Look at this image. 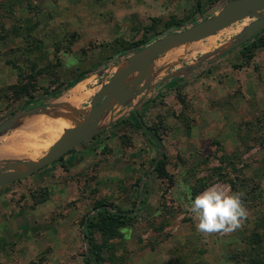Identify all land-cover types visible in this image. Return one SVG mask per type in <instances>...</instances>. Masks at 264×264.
Instances as JSON below:
<instances>
[{
	"label": "rangeland",
	"instance_id": "rangeland-1",
	"mask_svg": "<svg viewBox=\"0 0 264 264\" xmlns=\"http://www.w3.org/2000/svg\"><path fill=\"white\" fill-rule=\"evenodd\" d=\"M227 1L0 0V122L87 70L59 98L22 114L55 109L48 136L67 112L74 124L135 48L213 15ZM253 20L182 44L176 55V47L160 54L148 83L123 80L124 95L143 88L110 104L87 139L0 186V264H264V44L258 41L264 32L239 41ZM200 57L193 69L181 70ZM19 83L38 99H16L12 86ZM64 104L69 108L57 111ZM130 109L157 135L162 171L154 164L156 146ZM30 132L8 130L0 146ZM50 145L34 155L36 146L1 152L0 170L23 167ZM217 183L242 191L250 215L232 233L204 237L185 205ZM115 211L129 214L106 215Z\"/></svg>",
	"mask_w": 264,
	"mask_h": 264
},
{
	"label": "water",
	"instance_id": "water-1",
	"mask_svg": "<svg viewBox=\"0 0 264 264\" xmlns=\"http://www.w3.org/2000/svg\"><path fill=\"white\" fill-rule=\"evenodd\" d=\"M244 17H251L254 20L245 28V34L239 41L249 38L264 28V0H229L213 15L191 24L182 30L164 34L146 46L132 52L126 58V62L123 63V66L115 68L112 75L108 78L106 83L101 86L97 94L92 96L91 106L84 117L72 124L66 132L60 134L50 147L33 161L23 162V167L20 168L0 170V186L30 175L46 164L58 159L83 140L87 139L91 135V132H89L90 127L98 122L100 116L106 111L110 104L117 100L122 102L131 92L136 94L142 90L143 87L137 90H132L133 88H130L129 94L124 95V93L120 92L122 90L121 84L124 79L128 77L132 78L136 75L134 80H128L132 82L133 87L143 80H145V83H148L149 71L154 58L174 47L213 35L219 29ZM201 59L200 57L195 64L182 66L181 70L193 69V67L200 63ZM176 73L177 71L172 74H167L161 81L166 77H173ZM47 104L45 106H47ZM45 106H35L2 120L0 122V130L5 127L10 120L33 111L36 107Z\"/></svg>",
	"mask_w": 264,
	"mask_h": 264
},
{
	"label": "clouds",
	"instance_id": "clouds-1",
	"mask_svg": "<svg viewBox=\"0 0 264 264\" xmlns=\"http://www.w3.org/2000/svg\"><path fill=\"white\" fill-rule=\"evenodd\" d=\"M244 193L230 187L211 184L185 205L195 221V228L204 237L223 235L240 229L250 213L243 202Z\"/></svg>",
	"mask_w": 264,
	"mask_h": 264
},
{
	"label": "bare ground",
	"instance_id": "bare-ground-1",
	"mask_svg": "<svg viewBox=\"0 0 264 264\" xmlns=\"http://www.w3.org/2000/svg\"><path fill=\"white\" fill-rule=\"evenodd\" d=\"M210 36H212V35H210ZM210 36H208V37H210ZM178 47H176V49L174 50V52H173L174 55H176ZM121 66H123V63L117 64L115 66V68H119ZM135 78L136 77L133 76L132 78H130L129 81L134 80ZM65 104H64V106L62 108L61 107H57L59 109V110L57 109V111H61V110L63 111V110L68 109L69 108V104H67V106ZM55 113H56L55 109H50V110H45L44 112H41V113H39L37 115H33V116H29V117H24V116L20 115V116H18L16 118L10 120L9 123L0 130V135L6 133L8 130H13V129L19 127V126H25L27 128L29 127L32 130V132L28 133L27 135H24L21 138V141L17 140L18 142H15V143H13L11 139H10L11 140L10 142L6 141L2 146H0V153L1 152H9V153H11L13 151H18V150L20 151V150H23L25 148L27 149L28 147L36 146L38 141L40 140V138L38 137L39 134H41V135L45 134L44 136H47V137L44 138L43 140H41L39 142V144L34 148L33 155L40 148L48 147L56 138H58V136L60 134L66 132L71 127V124L69 122H70V120L72 118V114L70 112L69 113L67 112L65 115L61 116V118L58 119L59 120L58 121V128H57L58 131H56L53 134L48 136V134L50 132L47 131V133H45L46 132V128H48L47 124L51 120H55L56 119ZM20 128H22V127H20ZM30 134H33V136H30Z\"/></svg>",
	"mask_w": 264,
	"mask_h": 264
},
{
	"label": "trees",
	"instance_id": "trees-1",
	"mask_svg": "<svg viewBox=\"0 0 264 264\" xmlns=\"http://www.w3.org/2000/svg\"><path fill=\"white\" fill-rule=\"evenodd\" d=\"M264 32V28H262L261 30H259L256 34H259V33H262ZM259 42L263 43L264 44V36L262 37H259L258 39ZM257 41V43H258ZM138 48H135L133 50V52L135 50H137ZM78 67V66H77ZM77 67H75V69H77ZM89 72L87 70H81L79 72H77V74L71 78L70 80H67L66 82L62 83L61 85H56L54 86L53 88L47 90V91H44V93L46 95H48V99L44 98L42 100H40L37 104L33 105V106H20L19 108H17L16 110H13L11 112H9L5 118H3L2 120L4 119H7V118H10L12 117L13 115L23 111V110H26V109H29V108H32V107H35V106H45L49 100H53V99H56L57 97H60L65 91H68L69 89H71L72 87H74L78 82H80L82 79H84L87 74ZM173 80V78H172ZM12 88L14 90V93H15V98H19V97H25L27 98L29 101L31 102H34L36 101L38 98L33 96L31 92H28L27 88H26V85H24L23 83H19L17 85H13ZM27 100V101H28ZM129 114L130 116L132 117L135 125L140 128L141 130H143L145 133L148 134V136L150 137L151 141L154 143V145L156 146V149H157V158L154 162L156 168L159 170L162 171V168H160L161 166V162H162V152L160 150V147H161V144L159 142V139L157 138V135L149 128L147 127L143 122L142 120L140 119V117L138 116V114L136 113V111L134 109H130L129 110ZM1 120V121H2ZM103 206V205H102ZM129 213H125V212H112V213H107L106 215L109 216V217H116V216H126L128 215ZM93 264L94 261H92Z\"/></svg>",
	"mask_w": 264,
	"mask_h": 264
}]
</instances>
